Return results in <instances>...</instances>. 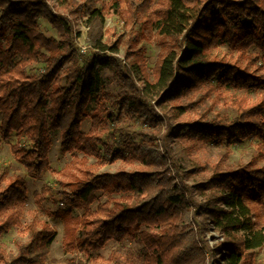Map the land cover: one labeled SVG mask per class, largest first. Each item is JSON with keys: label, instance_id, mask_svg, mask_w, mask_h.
Listing matches in <instances>:
<instances>
[{"label": "trees", "instance_id": "trees-1", "mask_svg": "<svg viewBox=\"0 0 264 264\" xmlns=\"http://www.w3.org/2000/svg\"><path fill=\"white\" fill-rule=\"evenodd\" d=\"M49 1L0 0V132L6 140L16 134L27 142L17 143L12 152L37 180L51 165V132H60L64 155L140 164L135 172L84 170L65 184L69 190L59 192L61 200L50 211L64 225L65 251L87 254L110 242L130 241L143 245L144 264H205L193 228L201 218L207 222L201 229L212 225L225 238L218 249L225 251L223 264H256L255 251L264 246V167L249 164L223 173L221 163L209 167L191 154L207 143L258 139L264 158V0H110L111 7L128 4L123 13L131 29L128 55L142 38L157 37L161 54L153 72L138 53L132 54L141 62L132 66L108 55L123 44L104 41L109 9L99 8V0L63 4L68 13L88 16L93 51L87 55L78 48L74 21L54 13ZM40 19L49 20L59 39L41 32ZM220 46L236 53L237 60L212 57ZM33 63L45 69L28 75ZM106 70L114 71L121 87L117 116L108 112L103 93ZM220 90L261 91L262 99L254 105L234 103L238 116L231 122L205 115L180 120ZM123 117L145 128L132 133L117 127L107 142V125ZM89 118L91 128L84 131ZM209 171L211 176L203 178ZM5 183L0 178V236L22 227L28 200L22 177ZM51 193L50 187L36 193L38 205ZM101 194L109 199L94 210ZM26 231L30 239L19 245L17 255L1 251L0 261L52 264L58 232L36 214ZM119 254L117 264L131 263V252L125 261Z\"/></svg>", "mask_w": 264, "mask_h": 264}, {"label": "rangeland", "instance_id": "rangeland-1", "mask_svg": "<svg viewBox=\"0 0 264 264\" xmlns=\"http://www.w3.org/2000/svg\"><path fill=\"white\" fill-rule=\"evenodd\" d=\"M65 0H50V6L54 13L65 14L75 23L77 33V44L83 55H87L91 50L88 44V34L90 27L88 25V16L86 13L77 15L76 13H68V7L64 8ZM82 3V0H75ZM103 5L109 10L104 12L105 16V39L107 44H114L118 39L122 41V46L118 53H108L109 56H115L123 62L132 66L141 62L137 60L135 54H140L143 64L150 71L153 72L158 57L161 54V47L158 44L157 37L149 39L144 37L135 48L131 50L130 55L127 54V39L130 35L131 29L126 26L123 13H127L128 4L115 3L111 5L110 0H99L98 7L103 9ZM63 6V7H62ZM111 7V8H110ZM73 10H75L73 8ZM39 28L47 38L59 39L57 29H55L48 19L39 20ZM253 53L258 51L253 50ZM212 57L219 56L230 60H237L238 55L232 53L226 46H220L213 52ZM262 57V56H261ZM45 69L44 65L33 63L27 68L28 75H36ZM103 93L108 95L107 105L110 114L118 115L119 110L116 105L117 95L121 91V87L117 83L115 73L112 70H106L103 75ZM153 79V78H152ZM262 99V92H248L236 90H220L214 93L210 99L206 100L203 104L199 105L196 110L189 111L186 115L180 118L183 122L195 121L206 116L207 119L215 117H225L229 122L236 119L238 116L237 107L235 104L240 100H245L248 105H254ZM235 103V104H234ZM93 110V108L91 109ZM91 118L83 123V130L89 131L91 128ZM116 126V127H115ZM117 127H129L132 133L143 130L145 127L139 122L127 121L122 118L115 125H107V138L106 141L110 142L112 132ZM53 145L50 153V168L45 171L41 179H34L28 175L27 169L17 160L12 152V147L17 143L26 144L25 140H20L16 134H13L11 139L6 140L4 134L0 132V178H4L6 183L10 178L22 177L27 182L28 200L26 202L25 215L22 219V227L12 228L11 231L3 236H0V252L4 251L9 257L15 256L18 253L19 245L26 243L30 239V233H27L26 228L30 225L36 214L40 221L47 222L57 232L58 236L54 241L51 249L50 259L52 264H117L116 253H120V257L125 261L128 252H131L133 258H129L130 264H144L142 254L143 245L137 242L126 241L125 243L110 242L106 247L99 251H90L87 254L79 252H66L63 247L64 239V225L61 221L55 220L50 211L56 208L59 204L61 196L59 192L63 189H68L65 184L72 182L84 170H90L96 175L100 174H116L121 171L135 172L140 169V164L127 163L117 161L116 163H109L106 159H97L94 157H85L83 154H62L61 153V134L60 132L50 133ZM139 141V137H136ZM260 141L258 139H250L242 144H228L224 143H207L200 151H193L191 158L213 167L221 163L220 169L223 173L235 172L240 167L252 164L255 169L264 167V158L260 157L259 150ZM76 157V159H75ZM212 172L209 171L203 178H209ZM5 183V184H6ZM44 187L52 188V193L47 196L42 206L38 205L36 201V193H41ZM121 198V196H116ZM109 199L105 194L99 196V202L94 205L93 209L96 210L98 204L104 203ZM122 201L126 202L127 198ZM135 203V202H133ZM79 214V212H77ZM204 219H197L193 224L194 232L199 235V247L204 254L205 264H223L222 257L225 251L220 252L218 249L220 245L225 242V238L214 230L210 225L208 229L203 230L202 224L206 225ZM206 228V227H205ZM202 230V231H201ZM202 232V233H201ZM255 262L256 264H264V246L256 250ZM0 264H4L0 261Z\"/></svg>", "mask_w": 264, "mask_h": 264}]
</instances>
